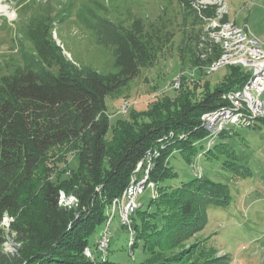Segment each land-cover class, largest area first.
<instances>
[{"label":"trees","instance_id":"1","mask_svg":"<svg viewBox=\"0 0 264 264\" xmlns=\"http://www.w3.org/2000/svg\"><path fill=\"white\" fill-rule=\"evenodd\" d=\"M185 2L189 6L190 0ZM189 10L195 22L200 23V16H214L216 7L205 6L197 12L191 6ZM192 31L190 38L196 41L201 28L194 35ZM111 37L116 71L107 74L81 72L58 47L44 43L34 47L37 56L22 62L11 57L5 60V73L0 75V222L6 214L14 218L8 234L15 246L11 252L4 250L6 233L0 228V264H93L84 248L88 249L92 236L100 234L106 209L120 196L134 166L154 144L160 143L161 148L149 174L157 185L158 196L145 207L140 204L132 219L135 233L130 247H139L143 255L138 264H163L166 243L188 239L203 228L208 205L226 207L230 203L228 190L223 185L209 186L212 181L206 177L169 187L161 182L172 177L168 158L173 151L188 163L197 155L195 142L205 138L200 116L227 105L225 95L241 88L249 72L228 65L222 81L210 87L200 74L206 75L205 67L219 57L218 51L209 54L212 47H202L200 37L191 57L193 66L202 67H197L194 80L187 84L183 78L176 88L177 94L185 92L179 111L154 119L134 136L122 132L124 121L109 125L105 98L137 77L142 67L149 66L170 42L173 32L164 22L146 26L138 17L129 28L120 25L119 32ZM199 89L202 94L195 97ZM186 91L191 92V97ZM167 101H153L147 110L132 111L131 117L153 115L154 107L166 105ZM259 121L264 124V118ZM109 127L111 139L106 138ZM120 135L125 138L112 151ZM72 143L77 144L74 153L79 157L78 166L73 169L64 162L58 167L61 170L65 166L59 173L64 174L62 178L44 181L37 197L31 196L32 191L26 194L48 153ZM229 163L224 162L236 170ZM98 186L100 190L95 189ZM61 190L76 197V209L66 210L59 205ZM97 264L120 263L105 257L99 258Z\"/></svg>","mask_w":264,"mask_h":264},{"label":"rangeland","instance_id":"2","mask_svg":"<svg viewBox=\"0 0 264 264\" xmlns=\"http://www.w3.org/2000/svg\"><path fill=\"white\" fill-rule=\"evenodd\" d=\"M185 1L0 0V75L5 73V60L11 57L22 62L26 58L37 56L34 47L38 48L43 43L58 47L62 55L81 72H114L115 47L111 36L119 32L120 25L129 28L132 20L138 17L143 19L146 26L164 22L167 30L173 32L170 42L155 55L149 66L140 69L137 77L105 98V113L109 125L116 120L124 121L122 132L128 131L135 136L139 129L142 130L144 125L154 119H164L179 111L185 92L177 94L179 89H173L170 85L177 74H186L181 79L185 78L187 84L197 75L191 56L196 52L202 29L206 25L203 19H200V23L195 22L193 12L189 10L191 6L199 11L200 8L214 5L216 14H222V20H234L237 25H247L259 41L264 43V0H190V7L186 6ZM203 15L200 18H206ZM199 28L201 31L196 41L192 40L190 30H193L194 35ZM36 34L37 40L34 39ZM48 37L52 40L49 41ZM202 44L204 43L201 42L200 45ZM233 48L235 49L230 50L226 59L234 55L237 57L238 46ZM228 63L229 61L200 76L209 82L210 87H214L226 75L228 65L238 66L235 62ZM239 66L249 72L243 64ZM192 73L194 77L191 79L188 75ZM186 93L191 97L190 91ZM201 94V89L197 94L193 93L195 97H200ZM262 97L264 98V94ZM164 99H168L166 105L154 107L155 114L131 117L132 111L147 110L153 101ZM124 103L127 104L125 111L122 110ZM250 125L255 126H235L229 128L227 133L221 131L210 145L205 139L195 142L199 152L190 163L177 151H173L168 158L172 177L162 181V185L177 186L195 177H206L212 181L209 184L211 187L223 185L231 199L226 207L208 205L206 215L203 214L204 227L189 235L188 239L166 243L161 256L163 264H264V124L257 119ZM122 135L114 140L110 148L112 151L120 146L125 138ZM111 137L109 127L106 138ZM76 145L66 144L48 153L26 194L32 191L31 196L37 197L44 181L62 178L64 174L59 173L65 166L61 170L58 167L64 162L73 169L78 166L79 157L74 153ZM157 146L154 144L149 149L153 147L154 151ZM210 151L213 156H209ZM153 161L156 164V159ZM224 162L233 163L236 170ZM144 166L146 167L145 160L142 167ZM139 172L141 174L143 171ZM129 179L130 176L128 182ZM95 189L101 188L98 186ZM157 196V185L154 183V188L148 187L139 195L138 202L145 207L151 198L155 199ZM113 202L106 209V219L102 225V229H107V223H110L105 257L120 264H138L143 258L141 249L130 247L134 229L132 227L133 233L130 234L128 226L119 222L121 211L112 210L111 214ZM59 205L66 210L76 209L77 199L61 190ZM118 207L123 206L120 203ZM130 219L132 226L133 215ZM13 220V217L6 214L0 222V228L6 233L3 248L7 252H11L9 248L14 244L8 234L9 224ZM98 240L99 233L92 236L89 247H86L97 258L101 256V252L95 249Z\"/></svg>","mask_w":264,"mask_h":264},{"label":"built area","instance_id":"3","mask_svg":"<svg viewBox=\"0 0 264 264\" xmlns=\"http://www.w3.org/2000/svg\"><path fill=\"white\" fill-rule=\"evenodd\" d=\"M216 15V16H215ZM214 16L202 18L203 23H205V28L202 29V35L205 40V44H212V51H209V54H213L214 50L218 51L217 56H222L226 54L227 49H230L231 46H238V55L237 57H233V61L239 64H248V69H256V81L253 84H248L245 89L239 92H232L231 95V105H223L220 107L219 112L208 111L203 113L200 116V124L204 130V119L205 117H212V126L211 134H205V140L207 144L212 142L219 134V128H230L235 126L242 127H251L253 125H249V115L247 113V105L248 102H256L257 106V114H259V107H264V98L262 95L264 94V43L259 41V39L247 28V25H237L234 20H222V14H216ZM216 36H227V44H217L215 42ZM216 43V44H215ZM252 58H259V65H252ZM214 65V59L211 62H208L207 66L211 67ZM197 67H202L196 65L194 69ZM186 76V74H177L172 83L170 84L173 89H176V85L178 82H181V77ZM192 79L194 77V73L188 75ZM127 104L122 105L125 106ZM226 108H235L236 115H226ZM264 118V115L259 116V120ZM170 135L171 132H170ZM183 135H180V138ZM158 146L156 147V151ZM144 152V156L147 157L149 162H152V155L155 152ZM147 169V167H142L140 165V160L137 162V167L132 170V175L129 181H132L133 185V193L132 195H125L124 191L120 194L119 198H126V207H118V203H113L112 210H119L122 212V220L119 222H127L129 212H134L135 207L138 205V197L142 194V185H141V177L143 172ZM139 171H143L141 174ZM107 223V229H102L99 234V240L96 244V250L101 252L105 250L107 247V243H109V228ZM84 254L90 259L93 264H97L99 261V257H95L94 253H87L86 249L84 250Z\"/></svg>","mask_w":264,"mask_h":264},{"label":"bare ground","instance_id":"4","mask_svg":"<svg viewBox=\"0 0 264 264\" xmlns=\"http://www.w3.org/2000/svg\"><path fill=\"white\" fill-rule=\"evenodd\" d=\"M201 41H202V43H204L205 42V40H204V38L202 37V39H201ZM215 42L217 43V44H227V36H216L215 37ZM215 43V44H216ZM204 45H207V44H202L201 46L203 47ZM208 47H209V50H211V47H212V44H208ZM234 46H231V48L230 49H227V51H226V54H223L222 56H219L216 60H214V65H211V67H209V66H207L206 65V72L207 73H210V72H212V71H214V70H216V69H218L219 67L218 66H220V65H223V63L224 64H226L228 61H229V63H233L234 61H233V57L235 56H233V57H231L230 56V58H228V59H226V56L228 55V53L230 52V50H234L235 48H233ZM205 50H207V49H205ZM204 49H203V51H205ZM208 51V50H207ZM236 55H238V52H237V54ZM202 58H203V56H205V54L203 53L202 55ZM224 59V61H222ZM203 60V59H202ZM221 62V63H220ZM226 62V63H225ZM228 63V64H229ZM235 63H237V62H235ZM240 65V64H239ZM245 67L244 68H246V69H248V64H243ZM252 65H259V58H252ZM256 81V69H249V78L247 79V81L245 82V84L241 87V88H239V89H236V90H232V91H229L225 96H226V99H227V105H231V95H229V94H232V92H239V91H242V89H245L246 88V86L248 85V84H253L254 82ZM179 86V82H178V84L176 85V87H178ZM125 104V103H124ZM124 104H122V105H124ZM126 108H127V106L125 105V106H123V108H122V110L123 111H125L126 110ZM220 111V108H218V109H215V110H212V112H219ZM247 113L249 114V115H251L250 117H249V125L250 124H252V122L253 121H255V120H257V119H259V116L260 115H264V107H259V114H257V106H256V102H248V105H247ZM226 115H236V109L235 108H226ZM204 126H212V117H205V119H204ZM204 127V131H205V134L207 135V134H211V127ZM224 129H227V128H219V133L222 131H225ZM227 130H229V129H227ZM221 132V133H222ZM157 145H160V143L159 144H157ZM210 145V144H209ZM153 148V147H152ZM151 148V150L150 149H148L146 152H154V151H156V148L154 149V151H153V149ZM159 148H161V147H159ZM159 148L157 149V151L155 152V154H153L152 155V162H149V160L147 159V157H143V159L140 161V165L142 166L143 165V160H145L146 161V167H147V169H145V171H144V173H143V175H142V177H141V185H142V192H144V190L146 189V188H150V189H152V188H154V183L153 182H151V181H149V173L151 172V170L153 169V167H154V165H155V163H154V161L153 160H155L158 156H159V154H160V150H159ZM134 167H137V164H136V166H134ZM145 167V166H144ZM150 171V172H149ZM132 175V174H131ZM131 177V176H130ZM131 193H133V185H132V181H130V182H128V185L126 186V188H125V190H124V194L125 195H132ZM113 203H118V204H122V206L123 207H126V198H115V200H114V202ZM140 206V203L138 202V205H137V207H135V210H134V212L136 211V209L138 208ZM134 212H129V217H128V223L127 222H121L122 223V225H127L128 226V229H129V231H130V234L131 233H133V230H132V226H131V219H130V217H131V215H133L134 214ZM120 219L122 220V212L120 213ZM120 220V221H121ZM129 243H130V241H129ZM108 244L109 243H107V247H108ZM13 246L11 247V248H9V250H13L14 249V246H15V244H12ZM106 247V248H107ZM106 248H105V250H102L101 251V256L99 257L100 259H104L105 258V252H106ZM86 252L87 253H92L91 251H88L87 249H86Z\"/></svg>","mask_w":264,"mask_h":264}]
</instances>
